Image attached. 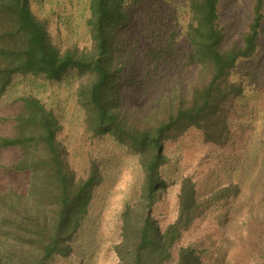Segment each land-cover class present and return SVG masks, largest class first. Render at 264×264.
<instances>
[{
  "label": "trees",
  "instance_id": "16d2710c",
  "mask_svg": "<svg viewBox=\"0 0 264 264\" xmlns=\"http://www.w3.org/2000/svg\"><path fill=\"white\" fill-rule=\"evenodd\" d=\"M88 8L90 47L62 48L52 40L49 18L35 12L31 0H0V99L27 77L56 83L72 71L85 132L112 136L134 152L142 171L138 201L120 212L112 244L116 264H208L206 251L184 243L185 234L239 187L231 183L199 197L195 181L181 178L176 215L162 226L154 210L166 186L160 173L169 161L164 145L194 128L222 166L241 160L251 131V99L235 74L238 61L256 52L264 0H89ZM136 44L152 64L142 69V79L159 72L166 83L145 115L121 100L122 71L133 65ZM175 72V82L166 80ZM252 84L262 91L264 75L258 73ZM18 100L14 134L0 136V149L20 150L8 169L22 172L27 187H0V264H78L84 256L76 235L102 183L100 164L91 160L77 176L54 110L33 93Z\"/></svg>",
  "mask_w": 264,
  "mask_h": 264
},
{
  "label": "rangeland",
  "instance_id": "374dc122",
  "mask_svg": "<svg viewBox=\"0 0 264 264\" xmlns=\"http://www.w3.org/2000/svg\"><path fill=\"white\" fill-rule=\"evenodd\" d=\"M88 3L89 0H31L32 9L49 18L52 40L62 48L70 44H77L79 48L90 47L86 22L90 14ZM139 46H134L130 59L133 65L122 71L120 92L121 100L127 102L130 110L145 115L157 106L166 83L159 72L157 77L152 73L150 78L142 79V69L149 60L143 58ZM258 73L264 75V24L256 52L238 61L235 74L236 79L245 81V92L251 99L246 118L252 122L238 163L222 166L215 157L213 146L204 142L201 131L194 128L177 141H167L164 145L163 151L169 161L160 173L166 186L161 190V200L154 210V216L162 226L176 215L181 178L189 176L195 181L199 197H205L223 185L232 183L239 187L236 196L220 209L208 212L185 234L184 243L196 244L206 251L208 264L263 262L264 88L258 91L252 84ZM177 75V72L169 73L166 80L173 83ZM78 85L72 71L56 83L33 77L22 79L0 99V136L14 134L12 116L19 110L18 97L21 95L33 93L54 110L61 123L59 138L66 148L71 169L77 176H82L91 160H96L103 176L102 183L94 191L88 216L76 235L77 250L84 256L78 264H116L112 244L119 234L120 212L125 203L138 201L142 171L134 152L112 136L93 138L85 132V110L78 100ZM19 156L18 148L0 149V187L26 190L27 177L22 172L8 169ZM220 214L224 219L219 220Z\"/></svg>",
  "mask_w": 264,
  "mask_h": 264
}]
</instances>
